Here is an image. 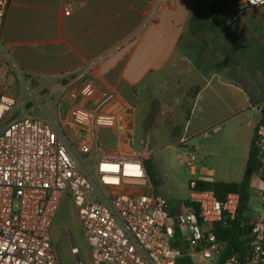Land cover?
<instances>
[{
  "label": "crops",
  "instance_id": "1",
  "mask_svg": "<svg viewBox=\"0 0 264 264\" xmlns=\"http://www.w3.org/2000/svg\"><path fill=\"white\" fill-rule=\"evenodd\" d=\"M211 3L203 7L199 0H10L0 28L7 57L23 75L53 78L88 69L87 79L77 88L91 86L98 94L94 100L89 91L80 107L100 111L119 104L121 112L117 122L94 129L96 143L109 155L148 152L144 158L151 165L150 171L146 166L151 189L168 198L172 216L186 211L190 179L242 180L264 104V20L259 9L233 21L231 16L217 28L209 16ZM179 63L192 65L200 84L189 111L182 114L175 108L185 118L177 121L181 146H176L162 107L171 104L172 71ZM3 69L0 72L6 73ZM10 77L0 73V87L18 98L8 86ZM79 95L70 94L76 99ZM20 98L26 109L46 118L37 103L28 105V92ZM162 127L169 131L167 145L180 151L182 170L161 155L151 164V143H157L152 131ZM66 130L74 140L86 134L71 124ZM190 148L196 154L195 172L182 160ZM164 166L185 185L187 193L177 201L161 183ZM262 173L251 176L248 204L252 198L264 202Z\"/></svg>",
  "mask_w": 264,
  "mask_h": 264
},
{
  "label": "built area",
  "instance_id": "2",
  "mask_svg": "<svg viewBox=\"0 0 264 264\" xmlns=\"http://www.w3.org/2000/svg\"><path fill=\"white\" fill-rule=\"evenodd\" d=\"M9 3L0 0V28ZM252 8L259 9L264 20V0H237L231 20ZM0 58L17 70L1 41ZM120 113L119 104L100 111L79 106L66 120L59 115L45 118L0 87V264H59L51 229L67 195L92 264H180L183 256L190 264H218L223 244L208 224L225 225L233 219L239 193L218 199L213 190L198 189L197 179H190L186 211L172 216L168 198L151 189L143 163L147 152L109 155L96 143L94 129L117 122ZM68 124L83 129L84 138L74 140ZM253 146L264 173L260 121ZM182 160L196 171L193 149H187ZM249 227L244 257L232 253L223 264H264V214L250 215ZM65 235L72 243L71 253L78 256L71 232Z\"/></svg>",
  "mask_w": 264,
  "mask_h": 264
},
{
  "label": "rangeland",
  "instance_id": "3",
  "mask_svg": "<svg viewBox=\"0 0 264 264\" xmlns=\"http://www.w3.org/2000/svg\"><path fill=\"white\" fill-rule=\"evenodd\" d=\"M222 51L223 50L221 49V52ZM180 64L181 63L177 64L175 69L172 71V91L169 93L171 104L164 103L162 107L164 117H169L170 121L168 122L169 124L167 123V127H169L172 133L174 128H176V130L179 128L177 121H181L182 123L185 119L184 117L177 115L176 109L179 107L182 109V112L179 111L180 113H186L193 102L194 91L200 84L199 77L194 74L195 68H193L192 65H190L191 67L185 68ZM0 67H4L3 70H6V73L4 71L0 72L2 76L4 74L11 75L8 80V86L12 87L14 94L20 98V96H25L28 92L29 98L26 100L28 105L37 103V106L40 107L42 114L46 115L47 118H55L59 112L62 117H65L67 114L69 115L71 109L79 107L80 105L83 106L86 99L90 96L89 91L94 92L92 97L94 100L98 94L91 86L83 85L81 89L77 88L87 79V68L75 72L65 73L53 78H30L13 68H8L1 58ZM1 81L3 82V79H1ZM73 91L80 94L77 99L76 97L70 96ZM83 92H86L89 95L85 96L83 95ZM80 100L81 104H78ZM99 101L100 99L93 105H96ZM89 103L90 102L88 101V104ZM152 132L153 136L157 138V143L156 145L151 143V150H155L151 164L154 166L157 156L161 155L167 159L166 161H170L169 163L172 161L180 168H183V163H180L178 159L180 151L177 148L167 145L169 141V131L162 127L160 130L159 128H154ZM138 147L141 149L143 146L138 144ZM158 148L160 149L157 150ZM146 154H148V152ZM143 163L145 168L147 166L148 170L151 169L148 157L143 158ZM182 168L180 170H182ZM161 172L163 173L161 176V183L165 185L173 201H177L178 199L184 197L187 192L185 185L180 182V179H178L179 181L175 179L170 169L166 166L162 168ZM250 202L251 203L248 204L246 212L248 216H252L255 213L264 214V205L261 200H254V198H252ZM65 231H70L72 234L73 242L79 250L78 258L80 260V264H92L87 241L82 227L76 217L72 200L68 195L62 199L54 218L51 229V237L56 245L59 264H78L76 256L71 253L72 243L65 235ZM222 247L225 248V245L223 244ZM185 258L186 257L183 256L180 260H185Z\"/></svg>",
  "mask_w": 264,
  "mask_h": 264
},
{
  "label": "trees",
  "instance_id": "4",
  "mask_svg": "<svg viewBox=\"0 0 264 264\" xmlns=\"http://www.w3.org/2000/svg\"><path fill=\"white\" fill-rule=\"evenodd\" d=\"M237 0H214L210 5L209 16L217 28H223L232 16ZM189 111V109L187 110ZM260 122H264V104L262 106V113ZM178 130L174 128L171 133V143L176 146H181L179 141ZM262 171L260 162L257 158L256 150L252 144L247 160L246 169L244 171L243 178L240 182H217L211 180H196V187L201 190L211 189L214 191L218 199H223L228 192H237L240 195V205L235 217L228 220L225 225L221 223H209L208 229L212 230L218 242L225 245L222 254L219 258L218 264H223L226 257L232 253H239L243 258L246 250L250 216L247 215V207L249 201V187L250 180L253 173ZM262 179L264 180V173H262ZM188 204V200L185 201ZM264 205V202H263ZM180 241L177 239L176 245H180ZM183 252L184 246L182 247ZM180 264H190V261L180 260Z\"/></svg>",
  "mask_w": 264,
  "mask_h": 264
},
{
  "label": "water",
  "instance_id": "5",
  "mask_svg": "<svg viewBox=\"0 0 264 264\" xmlns=\"http://www.w3.org/2000/svg\"><path fill=\"white\" fill-rule=\"evenodd\" d=\"M200 1V4L203 6V7H206L209 3H211L213 0H199ZM250 230V227L248 226L247 227V231L249 232ZM76 260H77V263L80 264V260L78 258V256H76Z\"/></svg>",
  "mask_w": 264,
  "mask_h": 264
}]
</instances>
